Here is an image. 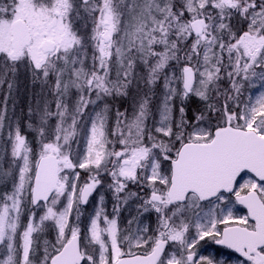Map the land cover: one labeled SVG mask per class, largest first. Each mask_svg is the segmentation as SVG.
<instances>
[{
	"label": "snow or ice",
	"instance_id": "obj_1",
	"mask_svg": "<svg viewBox=\"0 0 264 264\" xmlns=\"http://www.w3.org/2000/svg\"><path fill=\"white\" fill-rule=\"evenodd\" d=\"M211 245L264 264V0H0V264Z\"/></svg>",
	"mask_w": 264,
	"mask_h": 264
},
{
	"label": "rangeland",
	"instance_id": "obj_2",
	"mask_svg": "<svg viewBox=\"0 0 264 264\" xmlns=\"http://www.w3.org/2000/svg\"><path fill=\"white\" fill-rule=\"evenodd\" d=\"M32 89H35L34 93H33ZM36 91H39V85L34 86L29 80H25L24 77L22 76L21 81H20L19 93L17 95V97L19 96L20 99H16V108H15V115L19 119H24V117H26L28 107L30 105H33L32 100L35 99ZM26 93H27V97L24 98ZM24 99H28V101H25ZM9 110L11 113V111H12L11 106H10ZM29 139H31L30 133H29ZM97 191L98 192L104 191V187H102L101 189H98ZM104 194L106 196V203L108 206V211H111V203H112L111 194L106 192V191H104ZM93 198H94L93 199L94 202L91 203V207H90L91 210L94 208V206L98 205V201H99V196L96 193L94 194ZM92 211H90V212H92Z\"/></svg>",
	"mask_w": 264,
	"mask_h": 264
},
{
	"label": "flooded vegetation",
	"instance_id": "obj_3",
	"mask_svg": "<svg viewBox=\"0 0 264 264\" xmlns=\"http://www.w3.org/2000/svg\"><path fill=\"white\" fill-rule=\"evenodd\" d=\"M209 251L213 252V254H217L220 258L228 260V264H236L237 255L231 254V259H229L230 250L220 248V246L211 245Z\"/></svg>",
	"mask_w": 264,
	"mask_h": 264
},
{
	"label": "trees",
	"instance_id": "obj_4",
	"mask_svg": "<svg viewBox=\"0 0 264 264\" xmlns=\"http://www.w3.org/2000/svg\"><path fill=\"white\" fill-rule=\"evenodd\" d=\"M34 92H35V91H34ZM38 93H39V91H36L35 97H36V95H37ZM26 94H27V93H26ZM25 97H27V95H25L24 98H25ZM24 100H25V101H28V99H24ZM31 100H32V99H31ZM32 101H34V100H32Z\"/></svg>",
	"mask_w": 264,
	"mask_h": 264
}]
</instances>
